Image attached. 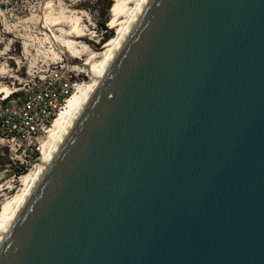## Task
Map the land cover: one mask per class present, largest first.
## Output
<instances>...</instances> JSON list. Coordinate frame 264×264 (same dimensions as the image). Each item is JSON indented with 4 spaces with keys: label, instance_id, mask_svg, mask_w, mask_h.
<instances>
[{
    "label": "water",
    "instance_id": "1",
    "mask_svg": "<svg viewBox=\"0 0 264 264\" xmlns=\"http://www.w3.org/2000/svg\"><path fill=\"white\" fill-rule=\"evenodd\" d=\"M0 264H264V0H144Z\"/></svg>",
    "mask_w": 264,
    "mask_h": 264
},
{
    "label": "rangeland",
    "instance_id": "2",
    "mask_svg": "<svg viewBox=\"0 0 264 264\" xmlns=\"http://www.w3.org/2000/svg\"><path fill=\"white\" fill-rule=\"evenodd\" d=\"M113 2L0 0V86L18 88L14 92L24 95L23 85L29 78L43 74L61 59L69 66H76L81 76L89 81V65L85 64L87 54L92 51L100 54L106 41L117 31L111 26ZM75 16L81 18L80 28L87 33L85 40L78 41L86 49L79 57L67 51L59 40L64 37L63 31L71 29ZM55 20H59V24L53 25ZM1 95L0 107L4 104ZM40 156L41 153L35 148L17 150L13 142L0 139V208L5 200L19 192L22 175L34 169ZM20 167H24L25 172L18 174Z\"/></svg>",
    "mask_w": 264,
    "mask_h": 264
},
{
    "label": "built area",
    "instance_id": "3",
    "mask_svg": "<svg viewBox=\"0 0 264 264\" xmlns=\"http://www.w3.org/2000/svg\"><path fill=\"white\" fill-rule=\"evenodd\" d=\"M29 79L23 85L24 95L17 90L8 97L1 95L0 139L13 142L17 150L35 148L41 153L50 128L67 114L70 98L88 79L64 59Z\"/></svg>",
    "mask_w": 264,
    "mask_h": 264
},
{
    "label": "bare ground",
    "instance_id": "4",
    "mask_svg": "<svg viewBox=\"0 0 264 264\" xmlns=\"http://www.w3.org/2000/svg\"><path fill=\"white\" fill-rule=\"evenodd\" d=\"M143 2L144 0H114L111 7V12H112L111 26L116 28L117 30L116 34L110 37L106 41L103 47L104 50L100 54H97V52L94 51L92 52L89 51L90 53L87 54V57L85 59V64L89 65L88 72L91 78L89 81L84 82L80 86L78 91L70 98L67 114L65 116L56 119L54 125L50 128L49 134L43 140V146L41 148V156L36 162L34 169H32L29 172H25L22 175L21 178L22 184L19 192L13 197H9L7 200L4 201L2 208H0V235L4 227L8 223V221L11 219L14 211L23 200L30 185L36 179L43 161L47 159L54 144L56 143L58 138L63 134L66 125L68 123V120L73 115L75 109L84 98L88 86L92 85V83L94 82L96 74L101 70V68L105 64L106 60L109 58L112 51L115 49V47L118 45V43L124 36L125 32L129 28L133 18L135 17L137 11L139 10ZM80 19L81 18L79 16L77 17L75 16L71 24L72 27H70L71 29H69V31L66 32L63 31L64 37L59 39L61 40L60 41L61 45L67 51H69L73 56L76 57H79V54H82L84 50L86 52L85 47L84 46L81 47V45L78 44V41L82 42V40L86 39V34H87L84 33L82 28H80V24H81L79 23ZM57 24H59V20L54 22L53 25H57ZM62 30L63 29H61V31ZM65 35H67V37H65ZM17 89L18 88L15 87L10 88L6 85H1L0 94H3L5 97H7L10 95L12 91Z\"/></svg>",
    "mask_w": 264,
    "mask_h": 264
},
{
    "label": "trees",
    "instance_id": "5",
    "mask_svg": "<svg viewBox=\"0 0 264 264\" xmlns=\"http://www.w3.org/2000/svg\"><path fill=\"white\" fill-rule=\"evenodd\" d=\"M107 29V28H106ZM25 172V168L24 167H20L18 170H17V173L18 174H21V173H24Z\"/></svg>",
    "mask_w": 264,
    "mask_h": 264
}]
</instances>
